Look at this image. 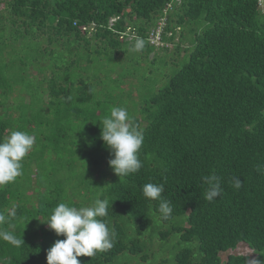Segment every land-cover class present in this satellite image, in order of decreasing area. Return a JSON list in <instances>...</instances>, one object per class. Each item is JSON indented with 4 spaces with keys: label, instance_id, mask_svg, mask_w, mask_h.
Returning <instances> with one entry per match:
<instances>
[{
    "label": "trees",
    "instance_id": "obj_1",
    "mask_svg": "<svg viewBox=\"0 0 264 264\" xmlns=\"http://www.w3.org/2000/svg\"><path fill=\"white\" fill-rule=\"evenodd\" d=\"M259 1H7L12 18L8 27L24 29V37L42 41V48L30 61L20 59L21 83L31 68L42 74L50 71L51 76L40 78L37 92L25 86L28 104L9 105L6 98L18 81L2 74V68L12 71L14 62L0 49V108L11 113L0 114V140L13 130L34 136L39 155L35 160L32 150L30 158L39 175L32 177L47 190L46 195L40 194L37 205L32 203L30 212L25 203L12 206L19 198L10 194L11 186L0 188V213L10 218L0 228L24 240L19 247L0 240V264H47V249L57 239H64L44 224L52 210L60 202L91 206L96 198L109 202L104 219L115 234L114 244L91 258L79 257L81 264H116L124 255L145 261L146 245L140 238L151 229L152 240L157 235L165 242L173 236L174 244H186L175 254L174 264H250L243 255L230 254L222 261V254L242 244L256 254L254 259L264 260V15ZM161 18H165L161 34L165 45L156 47L149 37ZM112 19L116 20L111 25ZM187 27L189 35H184ZM5 30L6 25L1 24V38ZM130 34L133 38L126 42ZM137 37L146 42L140 50L146 56L158 49L167 52L171 45L177 56L184 52L183 59L172 65L176 68L172 75L153 79L154 86L161 78L165 80L158 90L152 86L142 90L143 97L133 102L132 93L126 98L114 93L113 101L109 86H104L112 78L101 80L102 70L96 76L98 82L83 74H89L88 67L100 61L121 59ZM46 42L49 46L45 48ZM94 42H100L103 49L92 46ZM185 42L188 46L183 48ZM83 60H87V68L81 67ZM136 65L138 68L124 74L122 70V81L113 83L120 81V86L124 79L138 74L141 63ZM77 67L85 69L81 75L73 72ZM144 74L147 72L140 74V82L152 83ZM100 84L102 92L97 90ZM117 90L123 93L121 87ZM46 97L49 103L44 105ZM127 97L128 103L135 104L132 114L128 109L131 123L144 134L143 167L137 173L117 176L108 165L110 157L100 139L99 121L112 107L122 106L120 102ZM47 156L53 182L41 176ZM59 168H69L67 178ZM213 174L219 178L222 192L209 199L202 177ZM236 178L242 182L239 188L234 186ZM146 183L164 185L162 198L173 208L169 219L158 212L159 200L142 195Z\"/></svg>",
    "mask_w": 264,
    "mask_h": 264
},
{
    "label": "clouds",
    "instance_id": "obj_2",
    "mask_svg": "<svg viewBox=\"0 0 264 264\" xmlns=\"http://www.w3.org/2000/svg\"><path fill=\"white\" fill-rule=\"evenodd\" d=\"M145 40L137 37L133 51H140L145 46ZM100 124V139L112 157L109 167L117 176H127L137 173L143 163L140 151L144 144V134L131 123L126 107H112L110 114ZM35 138L27 131L13 130L10 135L0 140V186L14 182L23 175V161L33 149ZM259 170V169H258ZM208 185L207 196L212 199L222 192L217 176L202 177ZM241 180L236 178L234 186L241 187ZM142 195L149 200H159L158 212L164 219H169L173 208L171 202L162 198L164 185L146 183L141 188ZM109 202L96 198L91 206L76 207L60 202L52 210L44 224L53 231L57 239L47 249V264H81L79 257H93L97 252L106 251L113 247L115 234L110 230L107 221ZM14 215V214H13ZM10 222V218L0 213V225ZM0 240L13 246L24 244L23 238L4 228H0ZM250 264H264V260L254 259Z\"/></svg>",
    "mask_w": 264,
    "mask_h": 264
},
{
    "label": "rangeland",
    "instance_id": "obj_3",
    "mask_svg": "<svg viewBox=\"0 0 264 264\" xmlns=\"http://www.w3.org/2000/svg\"><path fill=\"white\" fill-rule=\"evenodd\" d=\"M8 0H0V19L1 16H5V19H2V21L0 20V25L1 24H5L7 30L3 31V35L4 38L0 37V49H2V52H4L5 57L10 60L13 63V70L7 72L6 69L2 68V74L4 75H9L10 77H13V79L17 82L18 84H16V89L15 91L9 95L6 99H7V103L9 105H13V103L15 102V105H21L22 103L24 104H28L30 102V98H29V94L27 93V89L25 86H29L30 88L33 87V92H37V88L35 85H37L39 83L40 78L44 79L43 77L46 76L47 78L51 76V72L47 71L45 74H42L38 71L33 70L32 68L29 69L25 74L24 77L26 78L25 82L22 84L20 81V74L21 71L18 70V66L21 63L20 59L22 60H27L30 61L38 52V50H40L42 47V41H38V43L34 40V38L31 37H24V29L20 30L19 28H11L8 27V22H10L12 20L11 16L9 15V13L7 12L6 9V3ZM179 0H174L175 4H178ZM116 19H112L111 25L114 23ZM8 21V22H7ZM95 25V23H92L90 26L93 27ZM19 29V30H17ZM189 30L190 27L185 28V30L183 31L184 35H189ZM95 35V31L92 30L89 32L88 37L92 39V37H94ZM0 36H2V33H0ZM44 37H47V35H44ZM133 36L130 34L125 41L126 42H131ZM18 39V40H16ZM179 36L178 34L176 35V42L178 41ZM122 40L120 39V42ZM92 46H97L103 49V45L100 42H94L92 43ZM48 43L46 42V44L44 45L45 48L48 47L47 46ZM56 46V45H55ZM54 46V47H55ZM61 46L57 45V49L58 47ZM188 43L185 42L183 44V48L187 47ZM54 47H49L50 49L54 48ZM132 47H127L125 49V51H127V54L124 55L121 59L120 58H109V60L105 61H100V63H97L95 65H90L89 67L87 66V60H83L80 62V64L82 65L81 67H85V68H89L88 69V73H84L83 76H87L89 75V79H91L93 82H95V80H97V82L99 81L98 78H96V76H99L101 70V80H107L108 76L110 78H112V80L110 81H104V86H109V90H110V97L111 99H113V101L116 98V94H121L123 95L124 98H126L127 94L132 93L131 94V100L130 101H137L139 99H141L143 97L142 94V90L143 91H149L150 87L152 86V90H158V87L161 85V83L163 84L165 82V80H163L162 78L160 79V82L154 86V81L153 79H159L161 76L165 77V76H170L172 75L174 72H176V68L173 67L172 65L174 64H179L180 61H182L183 56H184V52H182L179 56H177L175 49L172 48L171 45H169V49L167 52H163L161 50H157L154 51L153 53L149 54V56H146V53H143L142 51H133ZM48 50V49H47ZM62 49L59 50V52ZM92 50V49H91ZM37 51V52H36ZM67 55H69V47L66 50ZM55 56H57V58H61L62 59V55L60 53L55 52ZM100 57V56H99ZM161 58V59H160ZM165 58V62L164 59ZM155 59H159L156 62H151L154 61ZM141 63V71L139 68V73L136 75H133L131 78L129 79H124L122 84L119 86L120 81L117 83H113V80H121V72L123 70V74L124 72L126 73L127 70H134L135 67L138 68V66L136 65L137 63ZM168 63V64H167ZM4 65H6L5 62H3ZM85 65V66H84ZM182 66V64L180 65ZM4 67V66H3ZM83 68H75L73 70V72L76 75H81V72H84L85 69ZM103 68V69H101ZM126 68V69H125ZM107 71H111L110 74H106ZM147 74L144 76H147L148 78L151 79L152 83L149 84V81H141L140 78V74L141 73H146ZM109 80V79H108ZM46 83V82H45ZM140 83V85H139ZM164 85V84H163ZM154 86V87H153ZM117 87H121V89L123 90V93L117 90ZM140 87V88H138ZM26 91V92H20V91ZM97 90H100L101 92L103 91L102 88V84L97 86ZM0 100H3V98L0 96ZM128 97L127 100H123L120 103H122L123 107H126L130 111L131 114L134 111V108L132 107L133 105H135L134 103H128ZM48 102V98L46 97L43 101L44 105H47ZM115 103V102H114ZM132 105V106H131ZM15 113V112H14ZM0 114L6 115V114H11L10 112H5L0 108ZM13 115V114H12ZM13 116H17V113H15ZM7 137H5L6 139ZM40 149V145H34L33 146V151L34 153H36V158L37 159L39 153H37V151ZM106 149V148H105ZM31 150V151H32ZM30 151V152H31ZM30 152L27 154V156L25 157L24 161H23V175L18 177L14 182H11L9 184H7V186H11V192L10 194L14 196H16L19 199H14L12 201V206H16V205H20L21 203H25L28 205V210H30V212H32L31 210V206L33 205L32 203H34V205H37L38 203V199L41 196L40 194L44 193V195H46L47 190H46V186L42 185V184H38L35 180V178H33L32 176L35 175H39L37 174V167L33 166V163L35 162L34 159L30 158ZM48 155L50 156V151H48ZM49 156L46 157V166L44 168V173L42 172L41 176L43 180H47V181H51L53 182V179L51 175H49V171L51 170L50 165L52 164L49 161ZM106 156H109L110 159L112 158L109 154V152L106 150ZM51 159V156H50ZM33 166V167H32ZM63 171L64 174V178L68 177V169H63V168H59ZM59 178V177H58ZM43 182V181H41ZM1 187H5V186H0ZM166 229V228H165ZM162 229V230H165ZM154 229H151L149 231H146L145 234L143 235V237H141V241L143 243H145L146 245V249H145V253L147 255V259L145 261H143L142 259L138 258V257H132V256H121L119 258V260L117 261L116 264H174V256L175 254L181 250L184 249L186 247V244H174L173 241H175V239L173 240V238L175 237H170V239L168 241L165 242H161L159 237L156 235V238H153V234H151V231ZM243 255L247 257V260L249 262H251L256 254L249 249V247H247L246 245L242 244L240 245L236 250L234 251H230L229 253H225L221 255L222 261L226 262V259L228 257V255Z\"/></svg>",
    "mask_w": 264,
    "mask_h": 264
},
{
    "label": "built area",
    "instance_id": "obj_4",
    "mask_svg": "<svg viewBox=\"0 0 264 264\" xmlns=\"http://www.w3.org/2000/svg\"><path fill=\"white\" fill-rule=\"evenodd\" d=\"M259 8L261 13L264 15V0L259 1ZM164 27L165 18H161V20L158 22L156 29H154L150 34L149 42L155 45L156 47H161L165 45L161 36Z\"/></svg>",
    "mask_w": 264,
    "mask_h": 264
}]
</instances>
